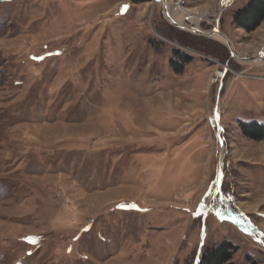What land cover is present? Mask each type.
Returning <instances> with one entry per match:
<instances>
[{
	"label": "rangeland",
	"instance_id": "1",
	"mask_svg": "<svg viewBox=\"0 0 264 264\" xmlns=\"http://www.w3.org/2000/svg\"><path fill=\"white\" fill-rule=\"evenodd\" d=\"M157 1L0 0V264H198L225 242L264 264V141L240 127L264 125V62ZM184 1L264 48L234 18L250 0L219 20L223 0Z\"/></svg>",
	"mask_w": 264,
	"mask_h": 264
},
{
	"label": "trees",
	"instance_id": "2",
	"mask_svg": "<svg viewBox=\"0 0 264 264\" xmlns=\"http://www.w3.org/2000/svg\"><path fill=\"white\" fill-rule=\"evenodd\" d=\"M234 18L240 28L248 33L254 32L264 22V0H250L246 7L236 13ZM176 54L181 53L176 51ZM181 57L182 60L178 63H175V59L171 60L175 69L180 70L184 65L192 62V57L188 55H181ZM240 127L249 138L258 142L264 141V125L241 122ZM237 252V246L231 242H225L218 248L202 252L198 264H229Z\"/></svg>",
	"mask_w": 264,
	"mask_h": 264
},
{
	"label": "bare ground",
	"instance_id": "3",
	"mask_svg": "<svg viewBox=\"0 0 264 264\" xmlns=\"http://www.w3.org/2000/svg\"><path fill=\"white\" fill-rule=\"evenodd\" d=\"M232 1L233 0H227V1L225 0L222 3V6H221V8L219 10V13H217V15H216L217 20H219L218 19L219 18V14H221V12L225 9V7L227 5H229ZM160 2H161L163 7L169 8V10H170L169 11V16L178 25L183 26L186 30L191 31L193 33L195 31H197V32H201V33H203V34H205L207 36L210 35L209 38L217 39L222 44L226 45V43H227L226 40H229V39L227 37H224V35L222 36L220 33H218V31L220 30V28H218L219 26L217 28L215 27V29L210 31V32H205V31L201 30L200 23L203 22L204 20H209V17H208V15L206 13L198 14V13L193 12L191 10L187 11V10H183V9L181 11H179V13H176L175 11L170 9V7H169V6H171V8H172V1L171 0H163V1L161 0ZM187 21H191L192 25H194V26H189L187 24ZM225 38H227V39H225ZM258 54H259V52H258ZM240 57H243V56H240ZM237 60H239V59H237ZM223 76H224V74H222V72L218 73V77L221 78ZM204 234H206V231H204Z\"/></svg>",
	"mask_w": 264,
	"mask_h": 264
},
{
	"label": "water",
	"instance_id": "4",
	"mask_svg": "<svg viewBox=\"0 0 264 264\" xmlns=\"http://www.w3.org/2000/svg\"><path fill=\"white\" fill-rule=\"evenodd\" d=\"M223 1H225V0H223ZM157 2H160V1H157ZM163 9H164V16H165L166 20H168L170 22V24H172L173 26H175L176 28H178L180 30H186L183 26L178 25L177 23H175L171 19V17L169 16V8L163 7ZM218 26H219V23H218ZM218 28H220V27H218ZM218 33H220L222 36L224 35L220 30L218 31ZM193 34L200 36V37H206V38L210 37V35L207 36L201 32H197V31H195ZM224 37H226V36L224 35ZM225 39H227V38H225ZM226 42H227L226 47L228 48L230 55L233 59H235V60L239 59L240 62L246 63V64L263 63L264 62V48L261 50V52L258 55L254 56V57H240L239 54H237L236 51L234 50L232 43L229 40H226Z\"/></svg>",
	"mask_w": 264,
	"mask_h": 264
},
{
	"label": "built area",
	"instance_id": "5",
	"mask_svg": "<svg viewBox=\"0 0 264 264\" xmlns=\"http://www.w3.org/2000/svg\"><path fill=\"white\" fill-rule=\"evenodd\" d=\"M185 5V1L184 0H172V10L175 12L181 11L183 8V6ZM223 74V73H222ZM223 79V77H218V80Z\"/></svg>",
	"mask_w": 264,
	"mask_h": 264
},
{
	"label": "crops",
	"instance_id": "6",
	"mask_svg": "<svg viewBox=\"0 0 264 264\" xmlns=\"http://www.w3.org/2000/svg\"><path fill=\"white\" fill-rule=\"evenodd\" d=\"M172 1V0H171ZM171 3V2H170Z\"/></svg>",
	"mask_w": 264,
	"mask_h": 264
}]
</instances>
